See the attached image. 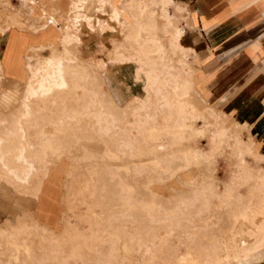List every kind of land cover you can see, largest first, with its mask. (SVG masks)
Wrapping results in <instances>:
<instances>
[{"label": "rangeland", "instance_id": "rangeland-1", "mask_svg": "<svg viewBox=\"0 0 264 264\" xmlns=\"http://www.w3.org/2000/svg\"><path fill=\"white\" fill-rule=\"evenodd\" d=\"M54 1L0 0V35L7 30L1 25L4 17L9 26H24L27 36L55 24L63 28L71 0ZM82 6L87 15L108 19L96 11L95 0H84ZM168 9L177 24L185 23L186 11ZM125 17L132 21L127 13ZM51 18L55 24L33 32ZM84 35L89 36L86 27L81 56L87 78L77 81L85 85L84 94L78 91L85 103L71 97L48 102L37 93L26 101L29 114L22 116L29 77L24 57L32 47L21 62L22 82L6 77L0 67V264H264V245L258 244L264 233V153L250 128L238 125L198 91L191 61L185 67L182 101L207 106L212 116L193 122L205 133L183 126L167 89L170 82L156 83L158 91L146 102L140 89L145 73L134 88L129 86L134 83L133 64L92 72L88 59H106L95 53L96 43L109 47V36ZM113 37L122 39L120 34ZM55 48L60 49L58 41ZM4 52H11L10 46ZM163 53V69L176 73L180 53L170 63V53ZM104 77L113 87L129 86L125 100L131 93L145 99L141 116L132 113L136 105L120 107L108 97ZM63 93L67 95L66 89ZM78 106L81 110L75 111ZM218 122L225 128L222 136L216 131ZM16 127L25 130L23 136L12 134ZM156 144H164L163 152ZM246 249L250 252L244 253ZM232 252L243 257L231 258Z\"/></svg>", "mask_w": 264, "mask_h": 264}, {"label": "bare ground", "instance_id": "bare-ground-1", "mask_svg": "<svg viewBox=\"0 0 264 264\" xmlns=\"http://www.w3.org/2000/svg\"><path fill=\"white\" fill-rule=\"evenodd\" d=\"M95 1L97 2V6H96L97 10L96 11H99L100 13L107 15L108 16L107 20L100 19L96 15H93V16L87 15L84 12L83 6H82L84 0H71L69 7H68V11H67L65 17L63 18L65 21V25L63 28L59 29V36H58L57 41L60 43V49L55 48V43H48L46 46L32 47L30 49V55L24 57L25 66H26V69L29 73V77L27 79L26 87H25V91H24V101L22 103L24 112L22 113V116L27 117V115L29 114L28 113L29 107H28L26 101H28L29 98H31L33 95H35L37 93H40L39 95H41V96L47 97L46 100L48 102H50V100H52V99L53 100H55V99L64 100L68 97H71V98H74L75 100L79 99V101L82 99V100H84L83 103H85V101H86L84 99L85 97L78 92L80 89L81 93H83V90L85 89V85H83V84L81 85L80 83L77 84V81L80 82L81 79L87 78V75L84 76V73H85V65H84L85 62L84 61L86 59L82 58L80 55V47L82 46V43H83V41L81 39L82 28L86 27V29L89 32V36L98 35V36L102 37V36L107 35V34L110 36V40H109L110 46L107 47L104 44H101L99 51L97 52L98 54L102 55V57L105 56L106 59H103V60L102 59L98 60V58H97V60H96V58H95V60L93 58L88 59V61H90V64H91V65H88V67L93 69L92 70L93 73L96 72L98 74L99 71H102V70L104 71L106 69L107 65L113 64V63H121V64H123V63H135L137 65L135 68V73H134L135 81L140 82L142 80V77H141L142 73H145V77H144L142 82L144 83L143 90L145 91V94H146V96H145V99L147 98L146 102L151 99V97L153 96L152 93H156L158 91L156 88H153L154 86H156V83H158L160 81L163 82V80L170 82V84L167 86V89L169 90V92L172 93L171 95H173V98H174V102L172 101L173 104L177 105V112H178L177 114H179L178 117L180 116V119L182 121V122L181 121L180 122L183 124V126L190 127V129L194 132L197 131L199 133H202V132L205 133L204 132L205 130L203 131L202 128H195L194 124H196L197 121L198 122L202 121V120L205 121V119H207L206 118L207 114L212 116L211 108L207 107L206 103H204L206 106L205 108L204 107L200 108L196 104L193 105L191 102L182 101V97L185 94V88H184L185 82H186L184 80L185 67L190 63L191 59L189 58V56L187 54L188 51L185 49V47L182 44V38H183L184 32H185L183 25H181L180 23L177 24L172 19L173 15L171 12L168 11L169 10L168 8L169 7L171 8L172 6H176V8L179 10V12H184L185 11L184 7L177 6V4H175L173 2V0H119L117 5H113L112 0H95ZM129 7L134 8V10L131 11L129 9ZM126 13L128 14L130 20H132V21H128L126 19V17H125ZM55 22L56 21L51 18L46 22H42L39 26L33 27L32 30L34 33L43 31L48 26L55 24ZM117 34H120V36L122 38L119 42L114 40L115 38L113 37V35H117ZM163 39H166L167 41H163ZM164 51H168L170 53L168 56V62H166V63H170L173 61L172 56L175 54V52L180 53V57L177 59V63L179 64V70H177L176 73L164 70L163 69L164 66L159 62L162 59H164V57L162 58V56H161L164 54L163 53ZM120 52H123V53H120ZM169 66L171 68V65H169ZM73 77L75 79H73ZM96 77H98V76H96ZM160 84L161 83H159V85ZM65 89L67 91V95H64V93H63ZM106 93H107V91H106ZM107 95H108V97H111L109 92L107 93ZM132 99L133 100H131V102H129V103L136 105L135 108L132 109V113L137 115V116H141V114H140V112H138V110H141L143 108H145V109L147 108L144 105L145 99L144 98L138 99L136 97L132 98ZM66 104H68L69 106L72 105V103H70V102H67ZM185 104H186V106H185ZM161 105L166 107V102L161 103ZM80 107L81 106H78V107H75L73 109H75V111L77 109L81 110ZM85 110H86V108H85ZM50 113H52V112H50ZM184 113L185 114L186 113L191 114L190 115L191 118L189 119L188 117L187 118L184 117V115H185ZM126 120L124 121V124L128 125L131 123L130 119H129V121H126ZM194 121H195V123L193 124ZM138 122H140V121H138ZM36 127L37 126H35V128ZM216 128H217L216 131L218 132V135L222 136V134H224L225 128L221 126L220 122H218L216 124ZM110 130H111V128H110ZM12 132H13L12 134H16L17 132H20V136H23V134L25 133V130L22 129V127L21 128L16 127L14 130H12ZM14 132H16V133H14ZM199 133H197V134H199ZM92 134H94V133H92ZM97 135H99V134H97ZM107 143H108V141H107ZM163 146H164V144H163ZM163 146L161 144H156V147L162 152H163V148H164ZM121 147H122V145H121ZM16 148H17V146H16ZM125 153H126V151H125ZM160 154H162V153H160ZM78 157H80V156H78ZM118 157H120V156H118ZM240 157H242V155ZM17 178H18V180L22 181L19 178V176H17ZM260 209L264 210V207H260ZM253 210H255V209H253ZM261 212L262 211H260V213ZM248 214H249V212H248ZM259 219H257V220H259ZM189 222H190V220H189ZM261 223H262V225L264 224V219L261 220ZM263 227H264V225H263ZM247 229H249V228L247 227ZM245 231H246V229H245ZM234 239H236V237ZM254 241L256 242V240H254ZM242 242H244V240ZM227 243H228V241H227ZM230 243H232V242H230ZM258 244L264 245V233L261 236V239L258 241ZM233 245H235V244H233ZM222 248H224V247H222ZM251 250H253V248ZM248 251L249 250L246 249L244 251V253H247ZM228 254H229V252H228ZM241 254H242L241 252H234V253L232 252L231 256H229V257H231V258H242L243 256H241ZM249 257H251V256L249 255ZM226 258H228V257H226ZM225 263H227V262H225ZM241 264H242V262H241Z\"/></svg>", "mask_w": 264, "mask_h": 264}, {"label": "crops", "instance_id": "crops-1", "mask_svg": "<svg viewBox=\"0 0 264 264\" xmlns=\"http://www.w3.org/2000/svg\"><path fill=\"white\" fill-rule=\"evenodd\" d=\"M173 2L179 7H184L186 11L185 23L181 24L185 29L182 44L191 59V73L198 91L210 102L220 106L227 115L235 118L238 125L245 127L246 130L250 128L254 140L259 143L258 150L264 153V0H173ZM189 4L191 10L187 8ZM58 7L65 8L62 4ZM17 16L19 18V15ZM1 25L7 30L0 35V42L4 40L0 49V67L6 77L22 82L19 76L23 70L21 62L26 51L33 46L56 43L60 28L55 24L42 33L36 35L28 33L27 36L23 33L26 31L24 26L22 28L9 26V21L5 17ZM84 36L89 39L93 37ZM22 37H25V41L21 47L19 43ZM109 40L110 36L108 45ZM96 44L98 48L95 53L104 43L97 41ZM7 46L11 48L9 53L4 52ZM131 64L134 65L132 70L134 83L129 86L134 88L137 83L134 79L136 66L134 63ZM115 65L122 64H109L105 72ZM197 73L199 82H196ZM104 78L108 86V88L105 86L106 89L114 103L120 107L131 102L132 98L143 95L141 86L140 96L131 93V97L125 100L124 94L129 92V86L124 87L121 83L123 89L113 87L110 82L108 83L107 77ZM261 169L264 170V163Z\"/></svg>", "mask_w": 264, "mask_h": 264}]
</instances>
